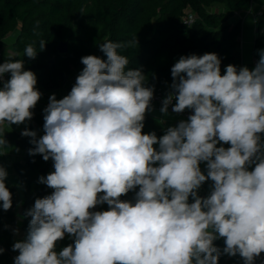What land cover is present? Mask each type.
<instances>
[{
  "label": "clouds",
  "instance_id": "9594fccd",
  "mask_svg": "<svg viewBox=\"0 0 264 264\" xmlns=\"http://www.w3.org/2000/svg\"><path fill=\"white\" fill-rule=\"evenodd\" d=\"M132 43L106 40L99 44L106 60L82 57L70 93L49 97L45 134L21 133L33 138L30 155L53 160L54 171L39 182L54 191L25 213L31 220L12 246L14 264H218L222 252L213 241L221 237L223 253L254 264L264 253V50L254 69L228 65L224 74L216 53L181 56L160 111L172 105L193 114L157 137L142 132L154 86L118 51ZM45 44H28L24 56L35 59ZM17 55L0 64V126L31 120L42 95ZM7 148L0 127V151ZM7 175L0 166L4 211L13 204ZM209 179L211 192L200 197ZM137 187L133 201L121 200ZM104 203L108 210L91 211ZM65 234L74 243L57 251Z\"/></svg>",
  "mask_w": 264,
  "mask_h": 264
},
{
  "label": "trees",
  "instance_id": "16d2710c",
  "mask_svg": "<svg viewBox=\"0 0 264 264\" xmlns=\"http://www.w3.org/2000/svg\"><path fill=\"white\" fill-rule=\"evenodd\" d=\"M252 0H0V40L8 34L18 31L13 43V51L22 55L24 68L38 73V81L45 90L53 91L63 88L72 70L84 66L81 58L95 55L105 59L99 44L106 40L132 46L122 48L121 55L128 58L127 68L141 69L147 77V86H154L156 91L173 82L171 68L181 56L205 53H216L221 59V74L228 65L240 68L237 53V35L239 25L232 29L224 24L228 14L249 11ZM220 5L224 11L207 13V9ZM190 9L197 17L187 23L185 11ZM261 16L256 20L257 37L253 46V57L260 58L264 50V7ZM45 40V48L38 51L35 59L24 56V49L35 42ZM67 43V52L59 54V43ZM67 89L70 93L72 87ZM33 121L35 139L45 134L44 114L34 110ZM144 134L155 132L157 137L165 134L164 128L153 118L145 115L143 121ZM261 135L264 136V133ZM18 148L24 151V162L15 164L13 169L19 179L18 186L5 181L12 193V208L4 211L0 207V264H14L11 257L13 227L16 223L15 205L21 200L22 231L26 237L31 217L27 210L34 206L35 200L51 195L53 189L39 182L41 176L46 177L54 171V162L50 158L44 161L42 155L32 156L29 150L35 145L32 137H16ZM154 147L158 148V145ZM254 166H250L251 171ZM135 191H130L121 200L133 201ZM100 195H103L101 193ZM202 197L201 195H199ZM190 202L192 198L190 197ZM2 204V202H0ZM104 203L98 205V211L108 210ZM74 239L65 234L63 240L56 242V250L60 251ZM222 255L218 264H244L243 258L237 254L230 256L223 253L226 247L224 238L213 241Z\"/></svg>",
  "mask_w": 264,
  "mask_h": 264
},
{
  "label": "crops",
  "instance_id": "0c3cea01",
  "mask_svg": "<svg viewBox=\"0 0 264 264\" xmlns=\"http://www.w3.org/2000/svg\"><path fill=\"white\" fill-rule=\"evenodd\" d=\"M263 7H264V0H252L249 11L240 12L236 14H231V13L228 14L229 24L233 23L232 21L240 23L238 35H237V53L240 59V66L241 67L246 66L250 70L253 69L252 67L253 46L255 39L257 37L256 21L253 19V15L258 10H262ZM17 35H18V31H14L0 40V64L4 63L8 59L9 52H14L12 47ZM17 54L18 55L16 56L15 59H22V55L19 53ZM81 71L72 70L70 74L76 72V75L78 76ZM34 73L37 77L36 88L40 91L42 95L40 100L37 102L35 108L32 109V112L34 114V110L38 109L40 112H42L45 115L44 109L46 108L45 107L46 103L49 101V97L55 94L58 100L62 99L63 97L68 95L67 94L68 87H65V89H59L53 91L45 90L39 84L38 73L37 72ZM9 78H10V74H5L4 80H7ZM0 87H2V83H0ZM147 116L156 120L164 128L165 132L168 127L176 126L175 125L176 116L174 114L169 112L167 114H164L154 105L152 106V109L147 112ZM32 122H34L33 116L31 120H27L25 121V123L20 125L12 124L8 126L7 124H4L0 126L3 129L4 138L8 141L7 150L0 151V166L4 167L8 173L6 180L9 181L11 184H13L15 187L19 185V179L13 169V166L15 164H22L24 162V154H25L24 151L18 148V145H16V142L18 141L16 137L20 135L25 129L30 128ZM219 146L228 148L230 147V144H223V142H221L220 144L217 145V147ZM200 167H201V171L206 175L207 174L206 162H201ZM212 184L213 182L210 179L205 181L198 189V195H201L203 198H206L211 192Z\"/></svg>",
  "mask_w": 264,
  "mask_h": 264
},
{
  "label": "rangeland",
  "instance_id": "374dc122",
  "mask_svg": "<svg viewBox=\"0 0 264 264\" xmlns=\"http://www.w3.org/2000/svg\"><path fill=\"white\" fill-rule=\"evenodd\" d=\"M206 11H207V13H218V12L224 11V7L223 6H220V5H215V6H212V8L207 9ZM185 14H186L187 17H192V18L197 17L196 15H194V13L191 12L190 9H187L185 11ZM228 19H229V16H228ZM232 22L233 23H230L229 24L228 23V20H227L224 24L229 25L231 29L234 26H237V25L240 24V23H237V22H234V21H232ZM97 54H98V52H96L95 56H97ZM83 67L84 66H82L81 68H78V69H74V70L75 71H79V70L81 71L83 69ZM76 78H77L76 72H74L73 74H69L65 86L63 88H61V89H65V87H68L69 88L70 86L75 85ZM19 187L20 186H18L17 188H19ZM19 192H20V197L19 198L22 199V194H21L20 188H19ZM20 199L17 200V203L15 205V213H16L15 218H16V223L14 224L13 231H12V233H13L12 246L14 245V243L25 239V235H24V233L22 231V228H21V225H22V216H21V200ZM16 230H18V232ZM18 254H19L18 251H13L12 250V253H11L12 259L14 260V258Z\"/></svg>",
  "mask_w": 264,
  "mask_h": 264
},
{
  "label": "built area",
  "instance_id": "2783aa9c",
  "mask_svg": "<svg viewBox=\"0 0 264 264\" xmlns=\"http://www.w3.org/2000/svg\"><path fill=\"white\" fill-rule=\"evenodd\" d=\"M262 12L261 10H258L254 15H253V19L256 21L260 16H261ZM192 21V17H188L187 18V23L190 24ZM258 62L257 59H255L253 57L252 59V67L254 69V67L256 66V63ZM174 90L170 87V86H165V87H161L159 88L154 97H153V100L151 102L152 106H156L159 110L161 109V107L163 106L162 102L163 100L167 97V95L170 93V92H173ZM173 103H175V101H173ZM49 104V101L46 103L45 107H47V105ZM168 112L169 113H172L176 116V119H175V125L177 126L178 123L181 121V120H187L188 117L193 114V111L190 110V109H186L183 113H175L172 111V105H169V108H168ZM147 115V112L146 114ZM262 136V140H264V136ZM254 166V165H252ZM254 264H264V253H261L259 257H257L254 261Z\"/></svg>",
  "mask_w": 264,
  "mask_h": 264
},
{
  "label": "water",
  "instance_id": "95a60500",
  "mask_svg": "<svg viewBox=\"0 0 264 264\" xmlns=\"http://www.w3.org/2000/svg\"><path fill=\"white\" fill-rule=\"evenodd\" d=\"M57 51L59 54H62V55L65 54L67 52V43L66 42L59 43V45L57 46ZM31 126L34 129L37 128V125L34 122L31 123ZM17 144L18 143L16 142V145ZM91 211H98V205L94 209H92ZM224 240H225V238H224Z\"/></svg>",
  "mask_w": 264,
  "mask_h": 264
},
{
  "label": "flooded vegetation",
  "instance_id": "af4514ba",
  "mask_svg": "<svg viewBox=\"0 0 264 264\" xmlns=\"http://www.w3.org/2000/svg\"><path fill=\"white\" fill-rule=\"evenodd\" d=\"M17 143H18V141H17Z\"/></svg>",
  "mask_w": 264,
  "mask_h": 264
}]
</instances>
